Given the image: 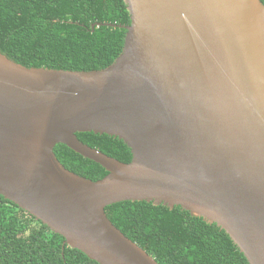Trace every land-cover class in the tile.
<instances>
[{
  "label": "water",
  "instance_id": "obj_1",
  "mask_svg": "<svg viewBox=\"0 0 264 264\" xmlns=\"http://www.w3.org/2000/svg\"><path fill=\"white\" fill-rule=\"evenodd\" d=\"M124 2L131 25L105 69L26 68L0 53V196L98 264H158L109 220L123 202L181 207L264 264V4ZM79 133L118 138L132 161ZM58 145L108 175L70 172Z\"/></svg>",
  "mask_w": 264,
  "mask_h": 264
},
{
  "label": "trees",
  "instance_id": "obj_2",
  "mask_svg": "<svg viewBox=\"0 0 264 264\" xmlns=\"http://www.w3.org/2000/svg\"><path fill=\"white\" fill-rule=\"evenodd\" d=\"M130 25L124 0H0V53L26 68L102 70L121 55ZM77 137L122 163L132 161L130 148L118 138L94 133ZM55 154L67 170L93 182L108 175L67 146L58 145ZM105 211L158 264H249L225 231L181 207L123 202ZM64 242L0 196V264H98Z\"/></svg>",
  "mask_w": 264,
  "mask_h": 264
}]
</instances>
